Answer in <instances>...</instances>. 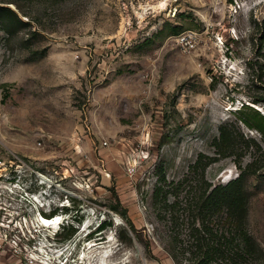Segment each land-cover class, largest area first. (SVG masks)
I'll use <instances>...</instances> for the list:
<instances>
[{"label": "rangeland", "instance_id": "rangeland-1", "mask_svg": "<svg viewBox=\"0 0 264 264\" xmlns=\"http://www.w3.org/2000/svg\"><path fill=\"white\" fill-rule=\"evenodd\" d=\"M242 102L264 114V0H0V155L22 160L0 264H187L167 252L165 204L253 160L264 264V141ZM56 214V232L40 224Z\"/></svg>", "mask_w": 264, "mask_h": 264}, {"label": "trees", "instance_id": "trees-1", "mask_svg": "<svg viewBox=\"0 0 264 264\" xmlns=\"http://www.w3.org/2000/svg\"><path fill=\"white\" fill-rule=\"evenodd\" d=\"M236 112V118L248 128L255 129L264 141V114L244 102ZM238 143L241 151L248 148L249 141L242 135ZM255 163L256 160L243 165L238 162V172L233 178L225 183L214 184L210 189H203L198 195L186 196L179 211L172 208V203L165 204L170 210V216L166 218L170 231V241L166 249L174 262L260 263L263 257L262 248L247 228V192L244 186L246 174L254 170ZM73 215L75 218L76 214ZM160 217L165 218L164 215ZM108 224L110 219H100L98 229H103ZM130 226L133 227L132 224ZM73 232L74 229L69 225L63 233L68 237Z\"/></svg>", "mask_w": 264, "mask_h": 264}, {"label": "built area", "instance_id": "built-area-1", "mask_svg": "<svg viewBox=\"0 0 264 264\" xmlns=\"http://www.w3.org/2000/svg\"><path fill=\"white\" fill-rule=\"evenodd\" d=\"M183 38H184V36H182V39ZM38 144H40V142H38ZM9 154H10L9 156L0 155V195L2 194L4 189L9 190L12 185L18 184V182L16 183L15 181H17L20 177V175H18V173L17 174L13 173L14 170H12V169H13L14 165H15V167L21 166L22 160L16 156V159L14 161V158H13L14 154L11 151H9ZM134 169H135V167H134L133 163H130L127 166V172L129 174L133 173ZM14 176L16 179H15V181H12V178ZM29 191H27V187H25L23 193L26 195Z\"/></svg>", "mask_w": 264, "mask_h": 264}, {"label": "bare ground", "instance_id": "bare-ground-1", "mask_svg": "<svg viewBox=\"0 0 264 264\" xmlns=\"http://www.w3.org/2000/svg\"><path fill=\"white\" fill-rule=\"evenodd\" d=\"M62 219V217L60 215H52L50 217H44L42 215H40L39 217V222L42 226L53 229L56 227V225L59 223V221ZM114 219H116L117 221L118 218L115 216ZM87 223V222H86ZM86 225V224H85ZM87 226V225H86ZM85 228V227H84ZM93 245V244H92Z\"/></svg>", "mask_w": 264, "mask_h": 264}, {"label": "clouds", "instance_id": "clouds-1", "mask_svg": "<svg viewBox=\"0 0 264 264\" xmlns=\"http://www.w3.org/2000/svg\"><path fill=\"white\" fill-rule=\"evenodd\" d=\"M99 222V221H98ZM59 224H63L62 223V220L59 221V223L56 225V227L54 228V232H56L59 228ZM99 225L98 226H95L93 227V229H90V231L88 233H90L92 230H95V232H101L103 229H98ZM87 233V234H88Z\"/></svg>", "mask_w": 264, "mask_h": 264}]
</instances>
